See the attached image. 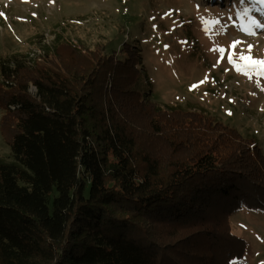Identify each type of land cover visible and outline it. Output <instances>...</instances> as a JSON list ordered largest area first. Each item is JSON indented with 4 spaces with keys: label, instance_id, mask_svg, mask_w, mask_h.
Instances as JSON below:
<instances>
[{
    "label": "trees",
    "instance_id": "16d2710c",
    "mask_svg": "<svg viewBox=\"0 0 264 264\" xmlns=\"http://www.w3.org/2000/svg\"><path fill=\"white\" fill-rule=\"evenodd\" d=\"M124 48L122 59L64 39L44 55L0 58L11 154L0 159V264H231L245 254L229 214L264 211L260 146L206 112L152 101L140 52Z\"/></svg>",
    "mask_w": 264,
    "mask_h": 264
},
{
    "label": "rangeland",
    "instance_id": "374dc122",
    "mask_svg": "<svg viewBox=\"0 0 264 264\" xmlns=\"http://www.w3.org/2000/svg\"><path fill=\"white\" fill-rule=\"evenodd\" d=\"M238 7L239 0H0V58L44 55L70 39L84 49L102 43L123 59L127 43L140 52L141 86L152 101L206 112L264 153V76L241 59L264 61V29L248 35ZM0 159L11 160L1 133ZM229 223L247 242L231 264H264V211L238 207Z\"/></svg>",
    "mask_w": 264,
    "mask_h": 264
},
{
    "label": "snow or ice",
    "instance_id": "6c2138e0",
    "mask_svg": "<svg viewBox=\"0 0 264 264\" xmlns=\"http://www.w3.org/2000/svg\"><path fill=\"white\" fill-rule=\"evenodd\" d=\"M255 13H259L261 17H264V0H239V7L236 10V15L242 20H245L244 31L248 35H254V29H264V23L257 20ZM218 21H210L206 23H217ZM241 59L246 63L244 67L255 68L257 74L264 76V61L254 60L250 56H241ZM195 87V85H193Z\"/></svg>",
    "mask_w": 264,
    "mask_h": 264
},
{
    "label": "built area",
    "instance_id": "2783aa9c",
    "mask_svg": "<svg viewBox=\"0 0 264 264\" xmlns=\"http://www.w3.org/2000/svg\"><path fill=\"white\" fill-rule=\"evenodd\" d=\"M31 91H35V87L31 85Z\"/></svg>",
    "mask_w": 264,
    "mask_h": 264
}]
</instances>
